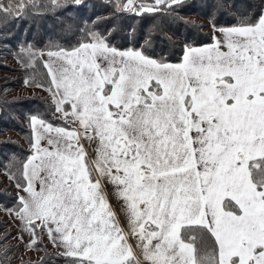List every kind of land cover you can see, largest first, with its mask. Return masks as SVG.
<instances>
[{
  "label": "snow or ice",
  "instance_id": "1",
  "mask_svg": "<svg viewBox=\"0 0 264 264\" xmlns=\"http://www.w3.org/2000/svg\"><path fill=\"white\" fill-rule=\"evenodd\" d=\"M183 2L117 7L142 15ZM40 7L0 0V20ZM212 27L213 42L175 64L91 28L73 46L21 48L22 66L42 62L46 80L25 86L49 92L59 120L30 116V154L9 172V214L29 250L46 237L66 264H264V10Z\"/></svg>",
  "mask_w": 264,
  "mask_h": 264
},
{
  "label": "trees",
  "instance_id": "2",
  "mask_svg": "<svg viewBox=\"0 0 264 264\" xmlns=\"http://www.w3.org/2000/svg\"><path fill=\"white\" fill-rule=\"evenodd\" d=\"M37 2L41 7L30 9L20 19L0 20V211L4 212L15 207L17 190L9 172L15 173V162L30 154V116L59 123L49 92L15 93L25 86L26 78L35 76L37 82L46 83L42 62L37 71L22 66L21 48L26 43L44 51L52 45L69 47L84 40L82 30L91 28L119 50H138L157 61L180 63L187 46L213 42V24L217 28L232 26L241 14L255 16L264 10L263 0H184L175 11L142 15L117 7L123 0H81L79 4L60 0L59 8L53 7L50 0ZM23 59H27L26 55ZM8 222L0 217L3 264H12L20 255L21 243H8L15 232L9 229ZM51 246L45 237L39 250H35L41 252L39 259H25L17 264H66Z\"/></svg>",
  "mask_w": 264,
  "mask_h": 264
},
{
  "label": "rangeland",
  "instance_id": "3",
  "mask_svg": "<svg viewBox=\"0 0 264 264\" xmlns=\"http://www.w3.org/2000/svg\"><path fill=\"white\" fill-rule=\"evenodd\" d=\"M264 2V0H263ZM39 92H43L42 89H38V88H29V87H20L18 89H16L15 93L16 94H31V93H39ZM0 217H3L4 219H6L9 225V229L12 230L14 229L15 232H12L11 238L8 240L9 244H15L17 242H20V246L18 248L19 251V258L17 260H15L14 262H12V264H17L20 261H23L25 259H30V260H36L39 259L41 257V252H37L35 250H29L26 247L27 244V238H29V234L27 232L22 233L20 231L19 228V222L17 220H15L12 215L9 214V212H4V211H0ZM1 235V234H0ZM23 235V240L19 239V237ZM52 247V246H51ZM53 248V247H52ZM56 251V250H55Z\"/></svg>",
  "mask_w": 264,
  "mask_h": 264
},
{
  "label": "crops",
  "instance_id": "4",
  "mask_svg": "<svg viewBox=\"0 0 264 264\" xmlns=\"http://www.w3.org/2000/svg\"><path fill=\"white\" fill-rule=\"evenodd\" d=\"M199 47H200V46H199ZM173 64H175V63H173ZM88 150H89L90 153L92 152V149H91V148H89ZM105 190H106L107 192L111 193V192L113 191L112 185H110V184H106V185H105ZM110 203H111L113 209L116 210V212L118 213L119 219L121 220V224H122V226H123V225L125 224V216H124L123 212L121 211V209H122V204H121V202L119 201V199H118L117 197H115V195H112V196H111V199H110ZM27 240H29V238H27ZM52 247H53V245H52ZM53 248H54V247H53ZM54 249H55V248H54ZM55 250H56V249H55ZM56 251H57V250H56ZM37 252L40 253V251H37ZM57 252H58V251H57ZM58 253H59V252H58Z\"/></svg>",
  "mask_w": 264,
  "mask_h": 264
}]
</instances>
